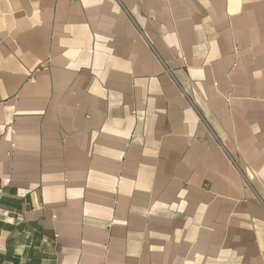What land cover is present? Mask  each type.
Wrapping results in <instances>:
<instances>
[{
    "label": "crops",
    "instance_id": "0c3cea01",
    "mask_svg": "<svg viewBox=\"0 0 264 264\" xmlns=\"http://www.w3.org/2000/svg\"><path fill=\"white\" fill-rule=\"evenodd\" d=\"M221 143L264 199V0H0V264H264Z\"/></svg>",
    "mask_w": 264,
    "mask_h": 264
},
{
    "label": "built area",
    "instance_id": "2783aa9c",
    "mask_svg": "<svg viewBox=\"0 0 264 264\" xmlns=\"http://www.w3.org/2000/svg\"><path fill=\"white\" fill-rule=\"evenodd\" d=\"M155 56L157 57V54H155ZM164 68L166 69V72L169 74V76L171 78V81L178 87V89L180 90L182 95L188 99V101L191 104V106H193V108L196 110L195 105H194L193 101L189 98L187 91L182 87V85L180 83H178V81L174 77L171 69L168 68L166 66V64H164ZM196 111H197V113L199 115L200 121L202 123H204L206 126H208L205 116L202 113H200L198 110H196ZM220 145H221V148L225 151L226 155L230 158L231 163L233 164V166L237 169L238 172H241L242 178H243L244 187L250 193H252L254 198H256V200L258 202H260V204L264 207V199H263L261 193L259 192L258 188L252 184V182H251L250 178L248 177L247 173L243 171V168L240 165V163L238 162V160L231 155V153L226 149L225 145H223L222 143Z\"/></svg>",
    "mask_w": 264,
    "mask_h": 264
}]
</instances>
